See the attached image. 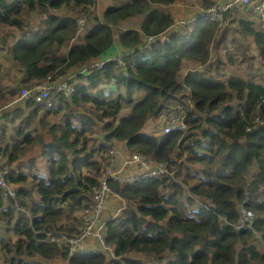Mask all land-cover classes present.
Instances as JSON below:
<instances>
[{
	"label": "trees",
	"instance_id": "trees-1",
	"mask_svg": "<svg viewBox=\"0 0 264 264\" xmlns=\"http://www.w3.org/2000/svg\"><path fill=\"white\" fill-rule=\"evenodd\" d=\"M97 1L0 0V50L6 49L10 61L24 72L18 90L8 89L0 61V103L15 99L23 86L59 75H72L76 87L70 98L63 93L51 97L52 108L17 101L0 117L5 121L0 125L2 165L20 163L42 145L36 156L45 164L36 166L39 173L23 170L11 177L20 184L18 203L29 214L17 213V200L0 190V217L6 224L0 235V252L6 249L2 264H29L26 255L67 264H264V249L255 242L260 236L264 243V29L256 19L240 17L241 4L225 14V22L240 14L243 34H252L258 48L254 61L260 62L262 72L248 68L250 75L242 77L231 69L221 71L236 64L233 52L213 59L223 29L202 11L216 0H203L194 15L185 14L187 20L194 17L192 21L179 28L173 24L182 15L167 7L180 0H111L101 15ZM37 8L45 16L40 27L32 28L26 13ZM79 18L87 20L86 32L75 40ZM129 19L137 24L117 32L114 26ZM10 29L21 34L8 44L3 33ZM163 30H168L170 41L129 57L128 75L117 70L114 60L83 71L114 44L116 34L122 47H134L143 44L147 34ZM67 42L72 44L63 52ZM187 59L206 65L181 77ZM187 89L195 104L188 115L190 129L162 132V114L184 101ZM26 107L28 117L42 114L45 125L47 115L60 111L66 120L33 135L26 131L29 121L22 119ZM15 119L20 128L12 126ZM151 120L158 132L148 131ZM119 146L129 151L125 153L138 151L154 162H166L171 172L127 183L109 179L128 202L104 228L115 259L98 239L93 240L96 249L90 246L96 251L69 255L62 238L52 240L49 233H80L92 209L91 188L105 174L109 150ZM242 205L257 215L253 228H236Z\"/></svg>",
	"mask_w": 264,
	"mask_h": 264
},
{
	"label": "built area",
	"instance_id": "built-area-1",
	"mask_svg": "<svg viewBox=\"0 0 264 264\" xmlns=\"http://www.w3.org/2000/svg\"><path fill=\"white\" fill-rule=\"evenodd\" d=\"M237 4L243 6V13L253 15L264 29V0H216L214 4L205 8L202 14L222 25L225 23V13ZM80 21H84L85 23V18H79L78 22ZM189 21L187 19H180L178 24L180 26H186ZM170 37L168 30L147 34L144 43L137 47L121 48L120 50L110 49L100 58H92L84 66L83 71L102 68L106 62L114 60L117 62V70H122L125 75H128L126 61L129 57L135 56L139 52H145L153 45L167 43L170 41ZM74 91L75 85L72 82V77L67 78L59 75L56 79L49 78L42 83L35 84L29 88H23L21 94L15 99V102L20 100H34L36 103H48L51 105L49 99L54 93H63L66 97H70ZM261 100L264 104V97ZM194 107V101L190 98V89H187V95H185L184 101L174 103L172 112L163 117L162 131L164 133L177 130L183 132L188 131L191 127L188 115ZM3 110L4 108L0 106V117ZM10 168L5 164L2 165L0 162V186L6 196L14 197L16 189L9 183ZM13 169L15 172L19 171L16 167H13ZM169 172L171 170L166 162H154L148 154L133 152L130 155L121 153L119 155L118 151L111 149L107 158L104 176L98 184L93 185L91 188L93 196L92 209L84 217V223L80 233L71 236L53 232L49 233V236L52 240L58 237L60 239L62 238L63 243L69 248V255L90 248L93 240L98 239L101 248L107 250L108 253L114 256L113 248L105 241V224L108 220L122 214L128 208V202L125 197L116 192L110 180L125 183L141 178L161 177L170 174ZM17 211H25V208L17 203ZM240 212L241 220L236 225V228H251L256 218L255 213L244 205L241 206ZM29 258L38 264L35 259L40 257L33 256ZM43 262L46 261L43 260Z\"/></svg>",
	"mask_w": 264,
	"mask_h": 264
},
{
	"label": "rangeland",
	"instance_id": "rangeland-1",
	"mask_svg": "<svg viewBox=\"0 0 264 264\" xmlns=\"http://www.w3.org/2000/svg\"><path fill=\"white\" fill-rule=\"evenodd\" d=\"M100 0H98L97 2V4H96V11H98L99 12V14L101 15V7H102V2L104 1V0H101V4H100V2H99ZM107 1H111V0H107ZM202 2H203V0H180L179 2H177L176 4H174L173 6L172 5H169L168 7H167V9L168 8H174L175 10H176V16L177 17H179L180 15H182V18H184V19H188V18H186L187 16H185V14H189V13H192L193 12V10H197L198 8H197V6L198 5H202ZM188 9V10H187ZM184 12H183V11ZM60 11H58L57 13H59ZM45 15H44V13L40 10V8H37L34 12H32V13H26V17L29 19V21H30V24H31V26H32V28H38V27H40L41 26V18L42 17H44ZM241 17H243V14H241ZM79 24L80 25H83L84 24V21H80L79 22ZM91 24H93V22H91ZM135 24H137V21L135 22ZM83 31L84 30H82V32L78 35V38L79 37H81L82 35H83ZM3 34H6L7 35V38H8V44H10V43H12L17 37H19L20 36V31H17V30H15V29H10V30H7V32L5 33H3ZM75 40H78L77 38L75 39ZM74 40H72V42H73ZM68 44H69V42H67V43H65L64 44V46L61 48V50L63 51V52H67V50H68ZM255 45H254V47H253V50H255ZM3 50H0V52H2ZM1 55L4 57V55L1 53ZM216 55V54H215ZM244 58H243V61L245 60V57H248V55H249V53H245V52H243L242 54H241ZM253 56H255V52L253 51V53H252V57ZM0 61H2V62H4V60L2 59V57L0 56ZM254 61V60H253ZM12 62V61H11ZM13 64L12 65H14V64H16L15 62H12ZM17 65V64H16ZM6 67L8 68V70L6 71V74L4 73V71H5V69H6ZM10 68H11V66L10 65H8V64H5L4 63V67H3V74H4V76L6 77H8L7 78V80H14V78H10ZM12 69V68H11ZM225 70V67H223L222 66V68H221V71H224ZM255 70H258V73L260 74L261 72H262V70H261V64H260V62H258V61H254V68L252 67V69H251V71H253V72H257V71H255ZM19 74H21V76H22V73H21V70H18L17 71ZM11 74H12V72H11ZM261 76L259 75V78H260ZM22 77H19L18 79H15V81H14V83L12 84V88H15L17 85V83H18V81L21 79ZM80 82H82L83 81V79L80 77ZM79 82V83H80ZM112 92V90L111 89H108V90H106V93L107 94H110ZM6 100H7V98H4L2 101H1V103L2 104H5L6 103ZM0 103V104H1ZM8 103V102H7ZM47 109V108H52L51 106H47V105H45V106H43V109ZM53 108H55V107H53ZM76 108V107H75ZM56 109V108H55ZM82 110H88V109H78V112L79 111H82ZM126 110H127V108H125L121 113L123 114V113H126ZM42 115V114H41ZM41 115L39 114V115H37L36 117H28L27 115L26 116H24L23 115V119L25 120V118L31 123V127H30V129L31 130H37V132L39 133V134H44V132H45V130L47 129V126L48 125H44V124H42L41 123ZM66 115L63 113V111H60V113L59 114H52V115H47L46 116V120H48L49 122L51 121V123L52 122H59V123H61V122H64L66 119L64 118ZM77 122V121H76ZM49 124V123H48ZM159 125H160V127H161V122L159 123ZM147 129H148V131H151V130H155V132H158V128H157V126H155V123L153 122V121H150L149 122V124H148V127H147ZM99 133L97 132V135H98ZM46 142V141H45ZM44 148V145H42V148H37V150H32L31 152H28L27 153V156H25L22 160H21V162L19 163L20 164V166H21V169L22 170H24V171H27V172H29V173H31V172H36V173H39V169L42 167V166H44L45 164H44V162H43V160L42 161H37L38 159H37V156H36V152H39V150L40 149H43ZM120 151V148L118 149V152ZM35 160H34V159ZM44 164V165H43ZM40 167V168H37V167ZM116 169H118V168H116ZM124 175V174H123ZM31 179H33V176H31ZM82 207H80L79 209H81ZM79 211H81V210H79ZM79 211H77V213H79ZM83 215V213H81V216ZM2 218L0 217V235H3V233L6 231V224H5V221L4 220H1ZM11 236H12V240H14V239H16V235L15 234H13V233H11ZM257 237V239L255 240V242H256V245L259 247V249H261V250H263L264 249V243L262 242V240H261V238L260 237H258V236H256ZM94 244L95 243H93L92 242V245H93V248L94 249H96L97 247L96 246H94ZM94 249H92V248H87V250H94ZM104 250V249H103ZM4 252H0V264H2V261L4 260V255H5V252H6V249L5 250H3ZM94 251H96V250H94ZM105 252L107 251V250H104ZM103 251V252H104ZM108 252V251H107ZM111 255V254H110ZM30 256V255H29ZM29 256L28 255H26V257H27V261H28V263L29 264H32V263H35V264H37L33 259H31V258H29ZM44 261H46V262H43V260ZM113 258L115 259V257L113 256ZM37 262H38V264H67V262H64V263H59L56 259H53V260H46L44 257H42V256H40V258H38V259H35ZM167 260H168V258H167ZM164 263V262H163Z\"/></svg>",
	"mask_w": 264,
	"mask_h": 264
},
{
	"label": "crops",
	"instance_id": "crops-1",
	"mask_svg": "<svg viewBox=\"0 0 264 264\" xmlns=\"http://www.w3.org/2000/svg\"><path fill=\"white\" fill-rule=\"evenodd\" d=\"M102 4H103L102 6H104V7L108 6L110 4V1L104 0L102 2ZM197 8H198V6H197ZM195 11H196V9L193 10V12L190 15H194ZM240 14H243V13H240ZM240 14H238V15H240ZM238 15H236L235 17H233V16L228 17V19H226V22L223 25H221V28L223 29V32L221 35L223 37L220 38V40H219L220 43H219L218 47L213 51V59H216V56L220 55V53L225 56L226 52H233L234 53V59L236 60V64L231 66V68L225 67V70L231 69L232 71L238 73L242 77H248L250 75V71H248L247 69L248 68L252 69V67L254 68V61L253 60L255 57L254 56L252 57V53L254 51L255 54L258 55V48L256 47L255 50H253L255 42H254V38H253L252 34L251 35L246 34V32L243 34L242 24H241L240 20L238 19V17H239ZM193 18L194 17L190 18L189 20L192 21ZM181 19H182V17H181ZM130 25L131 26L135 25V20L129 19V21H122L114 27L116 28V31L119 32V30H123ZM173 26L177 27V28L180 27L178 22H175L173 24ZM238 43H239V47H238ZM122 46L123 45H120V42L118 40V35L116 34L115 42L110 48L115 49V50H120L121 48H131L132 47V46H127V47L126 46L122 47ZM134 47H137V46H134ZM217 49H218V52H216ZM107 51H108V49H107ZM243 52L249 53L248 57H250V58L245 57V60L243 61L244 57L241 55ZM1 53L4 55V57L1 55ZM0 56L4 60V63L10 65L12 68V69L10 68V78H14V80H7L8 77L7 76L5 77L3 74V71H2V75L4 76L5 87L11 88L15 79H18L19 77H24L23 67L18 65L16 62L15 63L17 65L16 64L12 65L13 63L10 61L9 56L7 55L6 49L3 50L2 52H0ZM205 65H206L205 63L204 64L197 63L193 60L187 59L184 61L183 67H182L179 74H181V77H183L187 74V72L190 69L202 68ZM7 70H8V68L6 67V69L4 71L5 74H6ZM18 70H21L22 76H21V74H19L17 72ZM11 72H12V74H11ZM214 72L219 73L220 71L215 70ZM258 80L262 81V80H260V78ZM29 109H30L29 107L25 108L24 116H26ZM50 124H51V121L49 122L48 126H50ZM30 127H31V123H30L27 131H29ZM30 132H32L33 134L38 133L37 130L33 131L31 129H30ZM45 132H47V129L45 130Z\"/></svg>",
	"mask_w": 264,
	"mask_h": 264
},
{
	"label": "clouds",
	"instance_id": "clouds-1",
	"mask_svg": "<svg viewBox=\"0 0 264 264\" xmlns=\"http://www.w3.org/2000/svg\"><path fill=\"white\" fill-rule=\"evenodd\" d=\"M226 14V13H225ZM243 16H249V18H251V19H256L255 17H253V15H249V14H245V13H243ZM257 20V19H256ZM86 22H87V20L85 19V23L83 24V25H80L79 24V22H78V28H79V30H78V33H77V36L75 37V38H77L78 37V35L82 32V30H84L83 31V34L86 32ZM257 23H258V25L260 26V23L258 22V20H257ZM261 27V26H260ZM262 28V27H261ZM164 31V30H163ZM74 38V39H75ZM73 39V40H74ZM72 43L71 42H69V44H68V49H69V47H70V45H71ZM111 48H109L108 49V51L110 50ZM108 51H106V52H108ZM106 54V53H105ZM104 55V54H103ZM102 55V56H103ZM101 57V56H100ZM99 57V58H100ZM76 75V74H75ZM64 77H67V76H64ZM68 77H72V75H69ZM67 77V78H68ZM73 78V77H72ZM19 82V81H18ZM73 82V81H72ZM39 83H42V82H39ZM39 83H37V84H39ZM33 85H35V84H33ZM33 85H31V86H33ZM29 88L30 86H23L20 90H19V92H18V95H17V97L21 94V92H22V89L23 88ZM12 88V87H11ZM18 88H19V85H17V90H18ZM8 89H10V88H8ZM75 89H76V87H75ZM6 93V92H5ZM54 95H55V93L51 96L52 98H54ZM16 97V98H17ZM264 97V95L263 96H261V98L260 99H262ZM15 98V99H16ZM70 98V97H69ZM15 99H13V100H10L8 103H6L5 105H0V106H2L3 108H4V110H5V108L6 107H10V105H12V104H15L16 102H15ZM21 102H27V101H34V100H20ZM35 102V101H34ZM49 102H51L50 101V99H49ZM36 103V102H35ZM37 104H44V106L45 105H47V106H53L52 105V102H51V105H49L48 103H37ZM54 107L56 108V107H58V105H54ZM4 110H3V112H4ZM28 114V113H27ZM26 114V115H27ZM165 116V113L164 114H162V116H161V120H160V122H161V124H162V120H163V117ZM14 117L16 118L17 117V115L15 114L14 115ZM22 119H23V117H22ZM26 119V118H25ZM24 120V119H23ZM151 121H153V120H151ZM154 122V121H153ZM12 124V126H17V128H20V121L18 120V119H15V120H13V122L11 123ZM0 125L1 126H5V121H3V120H1L0 119ZM26 125V124H25ZM24 125V126H25ZM29 125H30V122L28 123V125H27V129L29 128ZM8 127V126H7ZM7 127L5 128V130L7 131V133H9V134H11L10 133V130H9V127H8V129H7ZM27 129H26V131H27ZM161 129H162V125H161ZM27 132H29V131H27ZM163 132V131H162ZM32 133V132H31ZM33 134V133H32ZM14 135H15V133H14ZM34 135V134H33ZM1 130H0V141H1ZM119 148H120V151H119V155H120V153L121 154H126V155H130L131 153H125V152H129V151H125L124 149H121V147L119 146ZM112 149H114L115 151H118V149H115V148H112ZM111 150V149H110ZM110 150H109V152H110ZM136 152H138V151H136ZM107 158H108V156H107ZM106 163H107V161H106ZM7 166L8 167H11L10 168V174H9V183H11L12 185H13V187L16 189V194H15V196L14 197H11V196H6L5 194H4V191H3V189L1 188V186H0V190L3 192V194H4V196L6 197V198H11V199H14V201L15 200H17L16 202H15V208H16V211H17V203L19 202V197H18V189L20 188V184L19 183H17V182H15L14 180H12V176H14V175H18V174H20L23 170L21 169V166H20V164L19 163H17V162H15V163H13L12 165H9V164H7ZM13 167H16V168H18V172H15L14 171V169H13ZM106 168V167H105ZM101 179V178H100ZM29 180H30V178H29ZM139 180V179H138ZM129 182H131V181H129ZM126 183V182H125ZM21 205V204H20ZM22 206V205H21ZM23 207V206H22ZM24 208V207H23ZM247 208V207H246ZM249 209V208H248ZM251 210V209H250ZM253 211V210H252ZM20 212H25V213H28V211L25 209V211H17V213H20ZM254 213H255V211H253ZM29 214V213H28ZM255 215H256V213H255ZM257 216V215H256ZM256 219V218H255ZM255 221V220H254ZM251 228H253V225H252V227ZM258 237H260V236H258ZM114 259V258H113Z\"/></svg>",
	"mask_w": 264,
	"mask_h": 264
},
{
	"label": "bare ground",
	"instance_id": "bare-ground-1",
	"mask_svg": "<svg viewBox=\"0 0 264 264\" xmlns=\"http://www.w3.org/2000/svg\"><path fill=\"white\" fill-rule=\"evenodd\" d=\"M114 182V181H113ZM127 183V182H126ZM13 200V199H12ZM14 207V206H13Z\"/></svg>",
	"mask_w": 264,
	"mask_h": 264
}]
</instances>
